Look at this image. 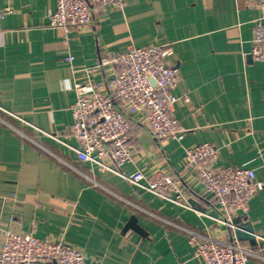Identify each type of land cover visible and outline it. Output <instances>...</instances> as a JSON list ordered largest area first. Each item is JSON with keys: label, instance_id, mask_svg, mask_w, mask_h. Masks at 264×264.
I'll return each instance as SVG.
<instances>
[{"label": "crops", "instance_id": "obj_1", "mask_svg": "<svg viewBox=\"0 0 264 264\" xmlns=\"http://www.w3.org/2000/svg\"><path fill=\"white\" fill-rule=\"evenodd\" d=\"M262 1L123 0L119 7H95L91 26L65 33L48 23L57 0H0V9L12 7L0 20V232L62 240L101 264H204L187 231L217 237L229 231L211 218L219 215L217 200L185 169L184 155L212 143L217 168H252L264 181V61L252 55ZM152 45L169 49L167 61L180 71L174 91L180 136L158 140L142 115L129 112L135 148L120 170L147 179L164 172L195 209L80 161L43 134L77 145L76 92L69 86L106 82L121 68L100 67L103 58ZM244 220L264 237V188ZM256 242L245 243L256 253L252 263L264 264V241Z\"/></svg>", "mask_w": 264, "mask_h": 264}, {"label": "built area", "instance_id": "obj_2", "mask_svg": "<svg viewBox=\"0 0 264 264\" xmlns=\"http://www.w3.org/2000/svg\"><path fill=\"white\" fill-rule=\"evenodd\" d=\"M122 3L123 0H57L56 11L48 16V23L69 33L74 28L91 26L95 7H119ZM261 9L263 16L254 26L252 55L256 60L264 61V1ZM11 12L10 5L0 9V20ZM169 54L170 50L160 45L132 46L113 58H103L100 67L111 63L120 65L115 77L99 83L76 81L69 86L76 92L71 112L72 134L78 144L71 145L55 135L42 132L74 151L80 161L117 173L132 185L164 200L195 209L186 203V195L178 181L164 172L158 171L147 179L141 171L128 176L120 170L125 163L132 161L135 148L130 136L132 122L129 112L142 115L147 128L158 140L180 136L179 122L174 115L178 101L174 91L180 81V71L168 63ZM74 58L69 55L67 60L73 61ZM186 100L189 101V97ZM118 102L125 106V111L120 109ZM218 154V148L212 143L185 151V169L203 181L207 192L219 205V215L211 218L229 231L227 236L217 237L188 230L193 254L204 264H253L252 256L256 253L252 246L235 236L237 225L233 221L237 217L244 220L251 198L264 188V181L257 179L252 168H217ZM257 239L264 241V237L258 234ZM0 264L101 263L88 260L81 249L65 241L40 239L31 233L2 229Z\"/></svg>", "mask_w": 264, "mask_h": 264}, {"label": "water", "instance_id": "obj_3", "mask_svg": "<svg viewBox=\"0 0 264 264\" xmlns=\"http://www.w3.org/2000/svg\"><path fill=\"white\" fill-rule=\"evenodd\" d=\"M191 203L190 204L195 207L196 204L192 201ZM233 222L237 225L235 236L238 240L241 242H249L250 245H256V232L252 223L248 220H242L240 217L235 218Z\"/></svg>", "mask_w": 264, "mask_h": 264}]
</instances>
